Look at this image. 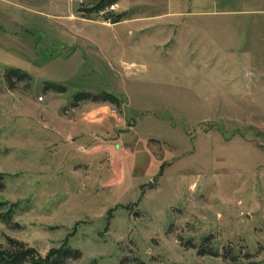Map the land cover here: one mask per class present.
<instances>
[{
  "label": "rangeland",
  "instance_id": "obj_1",
  "mask_svg": "<svg viewBox=\"0 0 264 264\" xmlns=\"http://www.w3.org/2000/svg\"><path fill=\"white\" fill-rule=\"evenodd\" d=\"M93 1L0 0V199L17 222L0 243H68L65 264H231L182 245L211 234L264 264V60L198 51L223 28L212 16L117 0L113 23ZM9 67L30 78L10 88ZM80 90L118 101L72 105Z\"/></svg>",
  "mask_w": 264,
  "mask_h": 264
},
{
  "label": "trees",
  "instance_id": "obj_2",
  "mask_svg": "<svg viewBox=\"0 0 264 264\" xmlns=\"http://www.w3.org/2000/svg\"><path fill=\"white\" fill-rule=\"evenodd\" d=\"M116 1L117 0H94L91 7L88 8V11L98 13L105 10L110 4ZM108 13L109 11H106L105 15L113 23L121 21L124 16V12L114 14L112 17H110ZM3 78L7 85L12 88L15 81L29 79L30 75L25 70L9 67L4 70ZM43 88L55 92H64L66 90L64 85L49 81L43 82ZM82 100L109 101L115 103L118 101V98L113 93L107 91L91 92L80 90L72 95V105ZM4 187L5 175L0 172V192ZM15 207V202H8L0 199V221L11 227H16L17 222L13 221ZM211 241L212 236L208 234L202 238L198 245L191 239L183 242L182 245L186 248H195L198 255L221 257L224 260H228L231 264H261L254 260L249 252H244L240 256L239 251L232 245H224L221 250H218L211 245ZM80 255V250L72 248L68 243H63L57 248L49 249L44 255L39 254L34 247L25 242L9 236H6L4 242L0 243V264H65L67 260L78 259ZM126 260L127 258L124 256L121 263H125ZM133 261H135L136 264H147L137 257H134Z\"/></svg>",
  "mask_w": 264,
  "mask_h": 264
},
{
  "label": "crops",
  "instance_id": "obj_3",
  "mask_svg": "<svg viewBox=\"0 0 264 264\" xmlns=\"http://www.w3.org/2000/svg\"><path fill=\"white\" fill-rule=\"evenodd\" d=\"M165 1L168 9L161 14L165 15L164 17L212 16L216 19L215 24L216 22L222 24L223 28L217 31L218 33L210 30L198 32V35L210 37L203 41L205 43L198 41L196 44L198 51L202 47L208 50H223L227 52V60L230 58L233 64L242 61L245 65L257 66L255 61L264 60V0H214L208 5L211 9H204L202 6L204 0ZM172 4H176L179 8L187 4L188 9L172 8ZM216 34L223 36L219 38ZM211 60L209 58L208 61Z\"/></svg>",
  "mask_w": 264,
  "mask_h": 264
},
{
  "label": "built area",
  "instance_id": "obj_4",
  "mask_svg": "<svg viewBox=\"0 0 264 264\" xmlns=\"http://www.w3.org/2000/svg\"><path fill=\"white\" fill-rule=\"evenodd\" d=\"M108 7H110V8H113L114 7V5L113 4H110ZM106 11H109V9L108 8H106L105 10H103V11H100V13H106ZM107 20L108 21H110V19L109 18H107Z\"/></svg>",
  "mask_w": 264,
  "mask_h": 264
}]
</instances>
